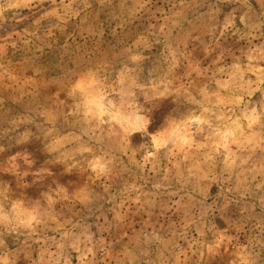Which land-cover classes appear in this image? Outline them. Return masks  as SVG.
<instances>
[{
	"label": "rangeland",
	"instance_id": "374dc122",
	"mask_svg": "<svg viewBox=\"0 0 264 264\" xmlns=\"http://www.w3.org/2000/svg\"><path fill=\"white\" fill-rule=\"evenodd\" d=\"M245 11L0 0V221L32 224H0L15 264H264V28Z\"/></svg>",
	"mask_w": 264,
	"mask_h": 264
},
{
	"label": "clouds",
	"instance_id": "9594fccd",
	"mask_svg": "<svg viewBox=\"0 0 264 264\" xmlns=\"http://www.w3.org/2000/svg\"><path fill=\"white\" fill-rule=\"evenodd\" d=\"M241 3L246 9H248V11H245L243 15L240 17V22L245 26V28L250 29L247 35L252 39H255L256 32L260 31L261 28H264V12L261 13V17H257L259 23H253L252 20H253L254 12L251 9L248 0H241ZM257 3L261 6V9H264V0H257ZM260 34L264 35V31H261ZM248 59L250 61L252 60L264 61V45H261L259 47H254L251 50ZM230 80L233 81L232 84L223 83L221 84V88L225 90H231V88L235 84V79L230 77ZM261 86H264V70H260V78L257 82V87L260 88ZM166 91L167 90H165V92ZM164 94H165L164 92L158 93L156 96H153V99H157L159 96H163ZM133 106L134 105H128L127 108H131ZM209 111H210L209 109H205L206 113ZM209 118L211 119L212 117ZM33 223H37V222H33ZM0 224L4 225L7 232H12L19 228L32 227V224H27L19 220V218L16 215L15 209L12 206L9 207V209L6 212V215L4 216V219L0 221ZM261 233L264 234V227L261 228ZM243 255L246 256L247 253H243ZM0 264H15V260L13 258V252L12 250L7 249L3 239H0ZM34 264H45V262L43 261V258H41L40 260L35 261ZM56 264H58V261L56 262ZM241 264H246V261L242 260Z\"/></svg>",
	"mask_w": 264,
	"mask_h": 264
}]
</instances>
